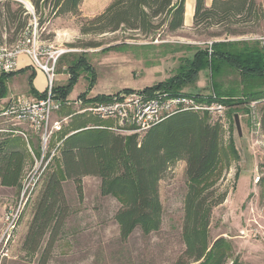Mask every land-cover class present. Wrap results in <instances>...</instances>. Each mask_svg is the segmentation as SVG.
Wrapping results in <instances>:
<instances>
[{
	"label": "trees",
	"instance_id": "1",
	"mask_svg": "<svg viewBox=\"0 0 264 264\" xmlns=\"http://www.w3.org/2000/svg\"><path fill=\"white\" fill-rule=\"evenodd\" d=\"M27 1L40 26L67 13L80 16L79 6L83 2ZM185 1L113 0L99 16L80 20L81 35L97 37L129 31L149 38L162 29L176 34L184 26ZM32 19V12L23 3L0 0L2 40L7 36L8 42L14 43ZM261 23H264L261 0H214L211 8L206 6L205 0H197L193 30L225 27L228 36H235L239 33L230 30V27H259ZM84 45L87 48H99L104 44L91 42ZM114 48L110 46L104 50ZM82 64L83 60H80L76 66H71L68 85L54 87L58 99L67 100L79 79L78 70ZM85 66L94 73L92 67ZM203 70L210 71L214 93L230 108L259 101L263 103L260 112L264 130V94H251V91L240 94L235 89L225 91L222 82H219L231 72L240 75L243 80H263L264 49L256 41H245L243 44L217 42L211 48H199L173 78L145 91L163 89L178 94L193 86ZM3 94L4 87L0 99ZM105 99L107 96H98L93 101ZM236 114L239 111L233 110L231 116ZM223 135V125L219 121L194 113L175 115L142 138L118 134L108 126L84 125L64 133L60 139V157L55 162V170L44 180L42 195L23 250L29 255H36L43 239L52 229L43 263L49 260L68 213L63 182L74 181L77 193L82 198V179L87 176L100 178L102 195L111 196L120 203L121 208L115 219L120 226L122 239H128L137 230L146 236L158 232L163 221L160 182L171 165L185 161L188 192L185 198L183 240L186 248L174 264H229V260H232L231 264H240L233 260L234 249L228 240H210L213 210L223 204L227 197L226 193L217 196L218 184L232 163L240 158L233 142L228 148L223 146ZM29 157L27 144L22 138L0 137V187H21ZM260 185L264 189V178L260 179Z\"/></svg>",
	"mask_w": 264,
	"mask_h": 264
},
{
	"label": "rangeland",
	"instance_id": "2",
	"mask_svg": "<svg viewBox=\"0 0 264 264\" xmlns=\"http://www.w3.org/2000/svg\"><path fill=\"white\" fill-rule=\"evenodd\" d=\"M15 1L29 3L27 0ZM226 30L228 29L225 27H201L197 31L182 34L184 39L180 38V40L177 39V35L170 34L165 29L149 38L129 31L97 37L79 36L78 39L73 40L72 44L75 47L64 46L73 52L62 57L57 72H60L63 65L76 66L80 60H83L78 70L79 79L73 87L74 91L81 93L89 90L91 85L95 86L96 93L109 92L112 93L111 95L127 89L142 91L168 81L178 73L180 65L191 59L194 54L190 51H171V49L163 51L161 47H145L155 43L156 40L173 47L180 41L194 44L196 48H206L211 42L243 44L247 40L253 42L255 38L264 37V23L259 27L253 25L230 27V30L239 33L235 36H228ZM18 39L10 44L7 36L3 38L7 46L15 45ZM54 39L55 35L49 27V22L40 26V41L44 45L52 44ZM91 42L104 45L99 48L85 47L84 44ZM110 46L116 48L104 50ZM85 65L92 67L94 73L87 70ZM196 81L193 86L185 89V93L190 95L213 93L210 71H201L200 78ZM66 82L68 85L69 81ZM219 82H222L225 91L235 89L240 94L250 91L251 94H264V78L253 82V80H243L240 75L231 72ZM58 83L56 80L55 85ZM251 88L253 89L250 90ZM262 106L263 103L260 101L232 108L228 106L227 121L223 127V146L228 148L230 142H233L240 158L232 163L230 170L218 184L217 196L226 193L227 197L223 204L214 208L209 232L211 241L225 238L232 244L234 249L232 258L240 264H264V241L250 234V227L252 229L257 227L255 223L264 229V189L260 185V179L264 178V130L260 112ZM233 110L239 111L241 137L235 127L234 117L231 116ZM76 111L67 108L55 113L54 116L62 119ZM84 125L108 126L118 134L129 136L119 130L114 122L101 121L91 114L75 116L63 124L62 130L52 136L50 144L51 151L58 148L56 156L44 167L33 189L25 195L23 214L10 246V256L3 257L0 253V264H43L52 229L43 239L36 255L32 256L24 251L23 243L36 214L44 180L55 170V162L60 157L61 136ZM0 127L9 128L12 124ZM19 128L34 136L29 128L25 126ZM37 141L39 142L38 139L33 140L32 147L36 157L39 156ZM33 164L34 160L30 158L27 172L31 170ZM82 184L81 198L74 181L63 182L68 213L47 264H174L184 253L186 246L183 240V226L185 198L188 192L185 161L171 165L161 180L162 226L158 232L147 236L137 230L128 239H122L120 226L115 219L121 208L120 203L111 196L102 195L100 178L87 176L82 179ZM21 193L22 183L20 188L0 187V235L3 214L20 204ZM242 231H248L246 237L243 236ZM231 261L229 260L228 263L231 264Z\"/></svg>",
	"mask_w": 264,
	"mask_h": 264
},
{
	"label": "built area",
	"instance_id": "3",
	"mask_svg": "<svg viewBox=\"0 0 264 264\" xmlns=\"http://www.w3.org/2000/svg\"><path fill=\"white\" fill-rule=\"evenodd\" d=\"M24 4L32 12L33 19L15 45L7 46L0 38V74H16L19 70L20 56L26 55L31 59L32 66L46 75L48 86L45 96L40 99L26 96L12 97L7 108L0 115V118L4 119V126L12 124L9 128L0 127V135H18L28 141V134L19 128L25 126L40 139L41 145L39 156L35 155L33 158L34 164L31 170L24 174L20 204L3 214L0 235V253L3 257L10 256V246L23 214L25 195L33 189L44 167L51 162L58 151V148L50 150L52 136L62 130L63 124L69 118L53 121L55 113L61 112L66 107H75L78 108L75 115L91 114L101 121H112L120 128L119 130L129 136L137 135L140 138L175 115L194 113L209 116L219 121L223 127L228 116V106L220 101L214 92L211 95H190L184 92L173 94L163 89L132 90L107 96V99L97 102L87 97H80L73 102L58 99L54 93L58 64L63 56L73 51L53 44L44 45L40 41L38 19L34 16L30 3ZM253 41L258 42L264 49V37L255 38ZM214 43L217 42H211L208 46L211 48ZM109 129L115 131L113 128ZM255 224L257 227L253 229L250 227V234L264 241L263 227L258 223ZM247 232L242 231L243 236L246 237Z\"/></svg>",
	"mask_w": 264,
	"mask_h": 264
},
{
	"label": "crops",
	"instance_id": "4",
	"mask_svg": "<svg viewBox=\"0 0 264 264\" xmlns=\"http://www.w3.org/2000/svg\"><path fill=\"white\" fill-rule=\"evenodd\" d=\"M112 1L113 0H83V2L79 6L80 16H74L73 14L67 13V14L60 15L59 17H56L50 20L49 27L50 29H52V32L55 35V39H54V42H52V44L58 47H64L67 45L71 46L74 39H78L79 36H82L80 20L93 19L99 16L109 7ZM224 1H227V0H224ZM196 2L197 0H186L185 1L184 26L179 32L174 34V35H177V39L179 40L180 38L184 39V37L181 36L182 34L189 33L191 31L194 32L193 25H194V15H195V10H196ZM213 3H214V0H205V4L208 8H211L213 6ZM261 4H262V7L264 8V0H261ZM247 41H250V40H247ZM175 44L176 45L174 47L168 46V44L164 42H160L159 40L158 41L156 40L155 43L148 44L145 47H153V48L161 47L163 51L171 49V51H182V52L190 51L193 53H195V51L200 48V47L196 48L194 44L180 42V41H178ZM129 47H132V46H129ZM18 62H19V70L16 74H13L11 76H7V75L5 76V75L0 74V92L2 91V88L4 87V94H3V97L0 99V115L7 108L10 99L14 96H26L31 99H40L43 96H45V92L48 86V79L46 75L43 72L37 71L32 66L31 59L26 55L20 56ZM183 64L184 63H182L180 67L183 66ZM70 68H71V65H68V66L63 65L61 67L60 72H57L56 74L57 75L56 80H58L59 83L57 85L54 84V87L66 86V83H67L66 81H69L70 79V73H69ZM198 77L200 78V73ZM94 87L95 86L92 85L89 88V90L82 91L81 93L73 90V92L69 94L67 100L73 102L77 100L78 98L82 97L83 95H86L87 93L88 94L85 97H87L90 100H94L98 96H110L112 94L109 92L108 93H96ZM182 92L185 93V90H183ZM67 108L78 110V108H75V107H66L64 109H67ZM75 113L70 114L69 116H65L62 119H60L59 117L55 115L53 117V121H59V120H63L66 118H69L68 120L70 121L75 116H82V115H75ZM3 122H4V119L1 117L0 126H4ZM5 136L20 137L18 135H0V137H5ZM28 137H29L28 141H26L22 137L20 138H22L27 144L28 153L30 155L29 159L30 158L33 159L35 156L34 150L32 148L33 140H36V139L39 140V142L37 141L39 144L37 151H39L40 153V146H41L40 139L37 136H31L29 134H28ZM60 145H61V142H60ZM28 168L29 167H26L25 173L27 172ZM47 262L43 264H47Z\"/></svg>",
	"mask_w": 264,
	"mask_h": 264
},
{
	"label": "water",
	"instance_id": "5",
	"mask_svg": "<svg viewBox=\"0 0 264 264\" xmlns=\"http://www.w3.org/2000/svg\"><path fill=\"white\" fill-rule=\"evenodd\" d=\"M234 120H235V127L238 131L239 136H242V125H241V120H240V116L238 114H236L234 116Z\"/></svg>",
	"mask_w": 264,
	"mask_h": 264
}]
</instances>
